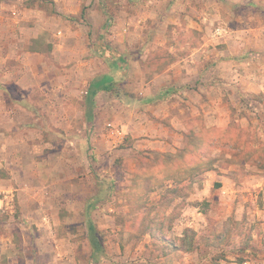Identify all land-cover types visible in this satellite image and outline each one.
Listing matches in <instances>:
<instances>
[{
    "label": "rangeland",
    "instance_id": "obj_1",
    "mask_svg": "<svg viewBox=\"0 0 264 264\" xmlns=\"http://www.w3.org/2000/svg\"><path fill=\"white\" fill-rule=\"evenodd\" d=\"M215 1L0 0V91L10 107L20 103L35 111L42 129L23 128L27 142L6 135L15 158L12 175L0 169V264H88L90 223L105 251L98 264H160L171 246L155 237L170 235L176 215L155 214L156 190L161 197L172 195L181 181L153 182L158 173L187 175L190 194L198 177L204 188L206 200L194 197L190 203L199 202L205 212L201 235L207 239L200 235L194 246L196 235L187 232L194 241L185 264L203 260L199 252L209 259L244 258L254 252L245 244L251 238L254 253L262 250L264 213L257 214L256 206L263 203L258 198L255 204L246 179L264 174V148H251L240 120H233L232 135L218 133L207 118V134L194 131L204 112L202 87L192 84L199 76L196 68L186 70L190 103L180 102L191 105L189 148L183 153L187 167L170 165L180 151L171 157L151 151L150 142L142 140L149 137L132 134L141 126L134 111L138 98L155 93L157 74L202 45L208 26L202 6ZM121 55L124 71L113 89L90 104L91 81L112 73ZM253 97L247 105L255 110L260 105ZM147 113L150 120L156 117ZM230 177L238 180V196L223 195ZM177 255L181 259V252Z\"/></svg>",
    "mask_w": 264,
    "mask_h": 264
},
{
    "label": "crops",
    "instance_id": "obj_2",
    "mask_svg": "<svg viewBox=\"0 0 264 264\" xmlns=\"http://www.w3.org/2000/svg\"><path fill=\"white\" fill-rule=\"evenodd\" d=\"M201 13L204 24L207 25L206 22H208L207 30H203L204 42L202 45L191 49L186 58H181L167 65L163 72L157 74L153 83L157 87L155 93H148L139 97V107L134 110L141 116L140 128L132 132L134 137H149V139L142 140L150 142L148 143L149 147H147L151 151H161L169 157L174 154L171 152L180 151L182 153V156L174 160L172 158L173 161L170 165H186L187 167L188 163L183 153L185 149L189 148L188 134L191 133L189 124L191 119L188 112L191 105L180 104V102H187L188 105L190 103L187 97L191 96L192 90L189 86L191 75L187 74L186 71L188 68L198 70L197 75L199 76L194 79L192 84L202 87L200 106L204 112L199 113L201 116L197 117V125L194 126V131L197 134H207V118L215 121L214 127L218 133L232 135L237 131L234 130L232 123L240 120L239 124L246 128V135L252 138L249 140L251 148L254 146L264 148V0H216L212 7L202 6ZM257 22L261 26H256ZM211 44L215 45L210 47ZM211 51H213V55H211ZM124 61V57L121 55L117 61L113 62L112 73H105L91 81L88 87L90 91L94 90L91 84L98 87L94 100L100 93L109 92L113 89L115 78L124 71ZM177 74L180 75L179 78ZM103 77H108L109 80H102ZM248 97H253L251 100L258 102L260 107L252 110L247 105ZM7 102V97L0 91V169L12 175V162L15 157H13L14 153L12 155L10 152L6 135H11V140L21 143L27 142V137L24 138L22 133L23 128L35 126L36 133L42 132V129L38 122L39 116L29 106L23 110L21 108L23 105L20 103L15 107H10ZM149 110H152L156 116L152 120H150L152 116L149 117L147 113ZM162 117L168 119L163 121ZM244 120H247L246 124H243ZM119 133L121 140H123L124 133L121 131ZM236 143H238L237 140L232 142V144ZM249 162V160L244 161L247 165H252ZM156 176V179H152L153 182L160 183L163 178L176 181V183L181 181L179 187H176V192L174 191L172 195L165 196L166 193H163L164 196L161 197L160 190H156L158 201L155 214H163L165 211L167 214L173 212L176 215L175 220H172L169 226L170 237L164 233H159L155 237L171 246V252L167 249L165 258L159 261L160 264L164 261H167V264H185L189 261L185 253L193 251V248H189L188 245H190V241H194V238L187 237V232L192 231L198 240L207 225L201 204L198 201L197 204L190 203L191 198L194 197L199 201L204 202L206 200L205 197H201L204 188L200 186L199 177L197 180H193L194 183H197V187L190 194L187 175L158 173ZM9 179L13 182L12 178ZM226 179L231 182V185L229 189L226 185L224 186L223 195L238 196L240 191V186L237 185L238 180L232 177ZM0 180L4 181V178L0 176ZM246 183V189L251 191L255 197V204L258 203V198L263 203L262 206H256V213L263 214L264 174L256 178L248 177ZM163 199L166 200L164 204ZM191 208L195 209V213L191 211ZM175 209L178 210L174 212ZM206 239L205 236L201 235L202 241ZM254 240L251 238L249 243L245 244L257 252L253 247L255 245ZM209 242L208 244H211ZM199 244V240L194 242V246ZM261 245L263 248L260 252L254 253L248 250L249 253H246L244 258L239 259L235 257H230V260L214 259L213 256L209 259L208 255L199 252L196 255H199V259L203 260L198 259L196 264H203L206 259L207 262H218V264H264V241ZM178 252H181V259L177 258ZM174 254H176L175 258ZM226 258L229 257L226 256ZM179 259L181 263H178ZM184 260L186 261L184 262Z\"/></svg>",
    "mask_w": 264,
    "mask_h": 264
},
{
    "label": "trees",
    "instance_id": "obj_3",
    "mask_svg": "<svg viewBox=\"0 0 264 264\" xmlns=\"http://www.w3.org/2000/svg\"><path fill=\"white\" fill-rule=\"evenodd\" d=\"M91 87L94 88V90L90 91L91 95L89 98V103H94V96L96 94V90L98 89L97 86H92ZM89 229H90V241L92 244V252L90 254V261L88 264H98L99 261L103 258V256L105 255V251H104V247L102 245V243L99 241V239L96 237V231L94 229V227L92 226V223L89 224Z\"/></svg>",
    "mask_w": 264,
    "mask_h": 264
}]
</instances>
